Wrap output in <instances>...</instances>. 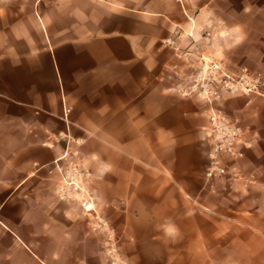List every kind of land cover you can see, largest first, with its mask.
Masks as SVG:
<instances>
[{
  "label": "crops",
  "instance_id": "obj_1",
  "mask_svg": "<svg viewBox=\"0 0 264 264\" xmlns=\"http://www.w3.org/2000/svg\"><path fill=\"white\" fill-rule=\"evenodd\" d=\"M200 55L264 78V0H0V264H104L48 171L68 145L132 264L264 261V85L224 96L252 147L208 180V104L175 91Z\"/></svg>",
  "mask_w": 264,
  "mask_h": 264
},
{
  "label": "built area",
  "instance_id": "obj_2",
  "mask_svg": "<svg viewBox=\"0 0 264 264\" xmlns=\"http://www.w3.org/2000/svg\"><path fill=\"white\" fill-rule=\"evenodd\" d=\"M198 63L189 81L178 85L177 90L186 97L199 96L208 104V123L204 128L207 142L205 176L208 180L241 178L242 172L237 162L252 147V131L238 118L227 113L221 102L227 94L262 93V75L246 67L231 72L221 61L211 56L200 55ZM48 171L58 175L56 191L59 197L72 199L75 194L78 195L76 199L84 212L93 219V227L108 231V222L96 209L94 196L84 184L89 172L80 168L76 157L72 155V146L68 145L65 153L53 160ZM107 238L111 241L113 234L107 232Z\"/></svg>",
  "mask_w": 264,
  "mask_h": 264
},
{
  "label": "rangeland",
  "instance_id": "obj_3",
  "mask_svg": "<svg viewBox=\"0 0 264 264\" xmlns=\"http://www.w3.org/2000/svg\"><path fill=\"white\" fill-rule=\"evenodd\" d=\"M205 56H208V55H205ZM250 70V69H249ZM255 72V71H253ZM256 73H260V72H256ZM262 75V73H261ZM262 79L263 78V75H262ZM264 82V80H263ZM264 85V84H263ZM262 85V87H263ZM177 87L178 85H176L175 87V91L177 93L178 90H177ZM261 87V89L263 90V88ZM256 93V92H255ZM180 94V93H179ZM239 94V93H238ZM256 94H260V93H256ZM181 95V94H180ZM228 95V94H227ZM234 95V94H233ZM183 96V95H182ZM186 97V96H184ZM190 97V96H189ZM224 107V106H223ZM77 149L74 148L72 146V155L75 156V154L77 153ZM76 157V156H75ZM77 159V157H76ZM78 164L80 166V168L83 170V171H88L84 168V166L82 165V162L81 161H78ZM88 177L89 175L87 176V178L84 179V184L85 186L92 192L93 196H94V202H95V207L96 209L98 210V212L104 217L103 213L98 209L97 207V204H96V196L94 194V192L92 191V189L88 186ZM76 197H78V195H74V197L70 200H77ZM79 202V201H78ZM81 206V205H80ZM83 209V208H82ZM84 212V210H83ZM85 213V212H84ZM85 215L87 216L88 218V223H89V228L93 231V232H96V233H100L102 235V241H101V251H102V254H103V257H104V264H132L131 261L129 259H127L126 257L123 256L122 252H121V242H120V238L118 237L117 233L115 232L114 228L109 224L108 220L106 219V221L108 222V231H102V230H99V229H95L92 225L93 223V219L91 218V216L87 215L85 213ZM107 232H110L113 234V239L111 241H108V238H107ZM227 260V263L225 264H264V261H262V263H257L255 259H244V258H230V259H226ZM220 260L218 259V264H220L219 262ZM229 262V263H228Z\"/></svg>",
  "mask_w": 264,
  "mask_h": 264
},
{
  "label": "bare ground",
  "instance_id": "obj_4",
  "mask_svg": "<svg viewBox=\"0 0 264 264\" xmlns=\"http://www.w3.org/2000/svg\"><path fill=\"white\" fill-rule=\"evenodd\" d=\"M93 205L91 204L90 207H92Z\"/></svg>",
  "mask_w": 264,
  "mask_h": 264
}]
</instances>
